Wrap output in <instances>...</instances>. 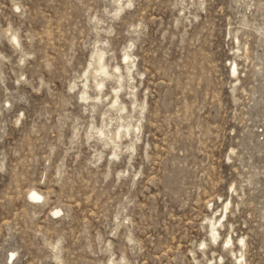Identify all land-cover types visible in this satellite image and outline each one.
<instances>
[{"label": "rangeland", "instance_id": "374dc122", "mask_svg": "<svg viewBox=\"0 0 264 264\" xmlns=\"http://www.w3.org/2000/svg\"><path fill=\"white\" fill-rule=\"evenodd\" d=\"M58 261L264 264V0H0V264Z\"/></svg>", "mask_w": 264, "mask_h": 264}, {"label": "bare ground", "instance_id": "6f19581e", "mask_svg": "<svg viewBox=\"0 0 264 264\" xmlns=\"http://www.w3.org/2000/svg\"><path fill=\"white\" fill-rule=\"evenodd\" d=\"M13 34V33H12ZM15 34H17V33H15ZM13 36V35H12ZM13 39H14V41H16L17 40V37L14 35L13 36ZM17 42V41H16ZM103 52V51H102ZM100 53V52H99ZM104 53V52H103ZM104 55V54H103ZM103 55L102 54H99L98 56H99V58L100 59H102L103 58ZM126 59H129V57H130V55L129 54H127L126 56ZM99 58H97V59H99ZM105 59V58H104ZM103 59V60H104ZM99 61V60H98ZM97 61V62H98ZM103 62V61H102ZM104 63V62H103ZM100 64V63H99ZM99 64H97V65H99ZM102 65V64H101ZM100 65V66H101ZM99 68H102L103 70L105 69L104 67H99ZM98 70V69H97ZM107 71V70H106ZM233 71L234 72H236L237 71V67L235 66L234 68H233ZM106 73V72H105ZM108 73V72H107ZM101 74V73H100ZM105 81V80H104ZM101 83V85L103 84V82L102 81H100ZM86 92V91H85ZM85 92L83 93V96L85 95ZM117 96V95H116ZM128 126V125H127ZM130 126V125H129ZM140 127V126H139ZM138 127V128H139ZM128 128V127H127ZM130 128V127H129ZM128 128V129H129ZM137 128V127H136ZM140 129V128H139ZM103 132V131H102ZM118 132H121V131H119L118 130ZM127 134V133H126ZM118 138H120V137H118ZM121 139V138H120ZM112 140V139H111ZM28 194H29V196H30V198H31V200L33 201V202H35V203H43L44 201H45V195L43 194V192H41L40 190H38V189H36V188H34V187H32L30 190H29V192H28ZM52 211H53V214L54 215H56V216H58V215H60V214H62V209H61V207L59 208V207H54L53 209H52ZM211 235H212V238L214 239V240H216L217 239V237H219V231H218V228H217V225H216V223L214 222V221H211ZM232 241V239H230V240H228L227 241V243H230ZM244 241V240H243ZM57 243V242H56ZM205 243V242H204ZM58 244H59V241H58ZM57 245V244H56ZM228 245V244H227ZM244 255V254H243ZM15 256H16V252L15 251H12L11 252V254L10 253H8V255H7V259L8 260H11V261H13L14 262V260L16 259L15 258ZM57 264H63V262L62 261H58L57 262ZM113 264V263H112Z\"/></svg>", "mask_w": 264, "mask_h": 264}]
</instances>
